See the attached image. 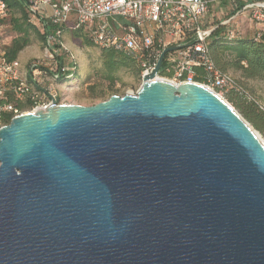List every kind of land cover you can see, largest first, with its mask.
<instances>
[{
	"label": "water",
	"instance_id": "1",
	"mask_svg": "<svg viewBox=\"0 0 264 264\" xmlns=\"http://www.w3.org/2000/svg\"><path fill=\"white\" fill-rule=\"evenodd\" d=\"M174 50L134 95L0 128V264H264V144L213 92L155 79Z\"/></svg>",
	"mask_w": 264,
	"mask_h": 264
},
{
	"label": "built area",
	"instance_id": "2",
	"mask_svg": "<svg viewBox=\"0 0 264 264\" xmlns=\"http://www.w3.org/2000/svg\"><path fill=\"white\" fill-rule=\"evenodd\" d=\"M13 1L25 11L27 24L43 33L42 61L47 64L23 67L18 58H8L5 47L12 39L7 30L13 8L0 0V128L7 125L6 118L10 122L21 114L45 111L55 102L51 93L57 91L56 82L75 70L67 63L68 58L73 62L72 58L59 50L64 29L85 31L98 49L128 54L140 69L141 83L162 53L175 48L164 56L155 79L175 86L197 84L223 101L229 90L240 88L229 73L214 65L207 31L238 13L237 18L243 14L253 24L251 38L257 40L264 34V0ZM239 36L233 25L221 38L231 41ZM63 55L67 58L60 59ZM24 104L28 107L22 108Z\"/></svg>",
	"mask_w": 264,
	"mask_h": 264
},
{
	"label": "trees",
	"instance_id": "3",
	"mask_svg": "<svg viewBox=\"0 0 264 264\" xmlns=\"http://www.w3.org/2000/svg\"><path fill=\"white\" fill-rule=\"evenodd\" d=\"M6 1L13 8L8 19L9 29L7 30V35L12 36V39L9 45L5 47L8 58L10 60L17 59L19 53L31 45V35L35 36V41L41 44L43 51V33L36 27L27 24L26 13L19 3L13 0ZM217 33L218 31L214 34ZM66 34L74 42H81L84 45L93 46L89 40V35L81 29H64L62 37ZM99 50L101 56V77L110 89L109 98L117 95L113 87L120 80L117 76L120 71H129L140 79V69L134 64L128 54L113 49ZM209 51L214 65L221 71L227 73L229 70L238 71L245 79L258 80L264 83V34L257 40L253 38L233 39L231 41H225L222 38L213 39L209 42ZM61 57L67 58L64 55ZM67 63L73 65L75 70L69 76L57 81L56 84L58 85L68 86L80 81V73L78 72L76 64H73L69 58L67 59ZM236 82L240 89L229 90L225 96V100L264 139V110L253 98L248 96L238 81ZM95 89V86L88 87L93 98L104 99L106 97V93L104 92L94 94ZM51 95L55 101L58 100V91L53 90ZM21 107L26 108L28 106L24 104ZM8 123L9 118H6L4 124Z\"/></svg>",
	"mask_w": 264,
	"mask_h": 264
},
{
	"label": "rangeland",
	"instance_id": "4",
	"mask_svg": "<svg viewBox=\"0 0 264 264\" xmlns=\"http://www.w3.org/2000/svg\"><path fill=\"white\" fill-rule=\"evenodd\" d=\"M233 25L237 26V30L239 29V39L252 37L250 35H253L252 33L254 32L253 24L242 14L235 19L232 24L222 28L217 34H213L211 37L207 38V41L211 42L213 39L224 37V32H229ZM30 37L31 45L26 47L18 55V61L23 67H27L33 63L39 64L43 62L41 44L35 41V36L31 35ZM61 44L59 50L61 52H66V54L72 58L80 73V81L74 82L68 86L61 84L56 86L58 91V100L55 101L56 104H72L89 107L106 101L110 96V89L108 84L101 77L100 50L94 46H87L81 42H74L67 34L62 37ZM61 58L62 57H60V59ZM42 64L47 63L43 62ZM228 73L238 81L248 96L253 98L264 110V83L258 80L245 79L238 71L229 70ZM117 76L120 80L113 87L117 95L123 96L125 94L135 93L141 86L140 79L129 71H120ZM89 86H95L96 89L94 90V94L104 92L106 93V97L104 99L93 98V95L88 90ZM231 107L235 110L233 106ZM236 113L238 112L236 111ZM256 134L264 144L263 137L258 132H256Z\"/></svg>",
	"mask_w": 264,
	"mask_h": 264
},
{
	"label": "bare ground",
	"instance_id": "5",
	"mask_svg": "<svg viewBox=\"0 0 264 264\" xmlns=\"http://www.w3.org/2000/svg\"><path fill=\"white\" fill-rule=\"evenodd\" d=\"M258 138H259V136L258 135H256ZM259 140H260V138H259ZM261 141V140H260ZM262 142V141H261Z\"/></svg>",
	"mask_w": 264,
	"mask_h": 264
}]
</instances>
